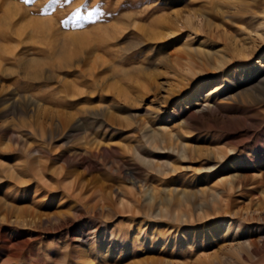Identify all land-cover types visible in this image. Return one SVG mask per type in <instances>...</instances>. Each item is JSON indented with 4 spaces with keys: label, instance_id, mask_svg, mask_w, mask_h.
<instances>
[{
    "label": "rangeland",
    "instance_id": "374dc122",
    "mask_svg": "<svg viewBox=\"0 0 264 264\" xmlns=\"http://www.w3.org/2000/svg\"><path fill=\"white\" fill-rule=\"evenodd\" d=\"M255 5L0 0V264H264V130L181 125L264 110Z\"/></svg>",
    "mask_w": 264,
    "mask_h": 264
},
{
    "label": "bare ground",
    "instance_id": "6f19581e",
    "mask_svg": "<svg viewBox=\"0 0 264 264\" xmlns=\"http://www.w3.org/2000/svg\"><path fill=\"white\" fill-rule=\"evenodd\" d=\"M257 5H255V10L259 11L264 15V0H255ZM248 12L247 9H244L243 7L239 10L238 14L239 15H247L246 13ZM18 34V33H17ZM247 64H244L242 67V64L239 66L242 68V74L241 75H234L233 79L229 82L226 81H221L219 86H217L216 90L214 91H219L220 88H223V90L226 89L228 84L230 83H236V81H242L246 82L249 80V87H247L246 91H252L255 95L252 97V103L253 104H262L264 106V72H262L259 68H257L260 73H254L251 74L247 69H245V66ZM250 74V75H248ZM226 84V86H225ZM221 90V92H223ZM224 93V92H223ZM226 97L229 99H232L233 102H238L240 100L236 98H230V96ZM242 101V100H241ZM210 103V102H209ZM228 107H231V105H221V103H216V104H204L202 108H200L197 111H192L185 117L183 116V121L181 122L182 126H198L199 124H207V123H218L220 127L226 128L227 126L229 129L233 131H245L247 134H255L257 130L263 129L264 130V110L261 109L257 114L255 115H238V114H232L229 112L227 109ZM259 109V108H258ZM241 113V112H240ZM239 113V114H240ZM243 113V112H242ZM241 113V114H242ZM229 130V131H231ZM246 134V135H247ZM233 162V161H232ZM240 165V164H239ZM238 165V166H239ZM243 165V164H242ZM242 165L240 167L242 168ZM238 166H228L229 170L231 172H235ZM246 168V166H245ZM243 169V168H242ZM245 176L239 173H232L230 180L228 182L229 184V190L230 192L234 191L238 187V181L243 179ZM240 189V188H239ZM259 210H251L250 212L248 211L247 214L249 213H254ZM236 215H233V219H235ZM55 219V217H53ZM51 218L50 220H52ZM261 234V232H260ZM261 241V246L264 247V233L261 235L260 238ZM250 252L256 253L258 250L254 249L251 247V245H248L247 247Z\"/></svg>",
    "mask_w": 264,
    "mask_h": 264
}]
</instances>
